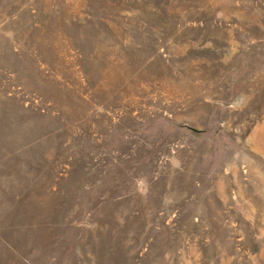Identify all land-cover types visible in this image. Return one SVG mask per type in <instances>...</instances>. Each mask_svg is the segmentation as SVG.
<instances>
[{
  "label": "rangeland",
  "instance_id": "374dc122",
  "mask_svg": "<svg viewBox=\"0 0 264 264\" xmlns=\"http://www.w3.org/2000/svg\"><path fill=\"white\" fill-rule=\"evenodd\" d=\"M0 264H264V0H0Z\"/></svg>",
  "mask_w": 264,
  "mask_h": 264
}]
</instances>
